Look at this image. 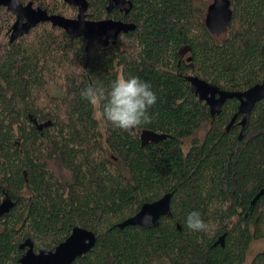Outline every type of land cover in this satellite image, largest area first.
Listing matches in <instances>:
<instances>
[{
    "label": "trees",
    "instance_id": "obj_1",
    "mask_svg": "<svg viewBox=\"0 0 264 264\" xmlns=\"http://www.w3.org/2000/svg\"><path fill=\"white\" fill-rule=\"evenodd\" d=\"M55 1L42 6L75 11ZM87 1L89 19L135 31L90 53L85 39L50 24L11 42L15 17L0 8V204L14 203L0 219V264H20L29 239L36 253L55 250L76 227L94 232L97 243L73 264H246L250 245L264 240V196L254 202L264 189V100L240 139L242 115L227 130L240 102L228 100L212 117L187 77L230 92L263 83L264 0H230L225 37L210 33L198 0H123L111 13L112 0ZM118 76H138L157 96L151 122L132 134L105 124L103 133L81 97ZM34 121L52 126L41 133ZM204 126L203 139L194 138ZM143 133L166 138L143 144ZM167 194L171 215L157 227H118ZM192 211L206 231L187 228ZM222 236L224 247L216 245ZM250 264H264V251Z\"/></svg>",
    "mask_w": 264,
    "mask_h": 264
},
{
    "label": "water",
    "instance_id": "obj_2",
    "mask_svg": "<svg viewBox=\"0 0 264 264\" xmlns=\"http://www.w3.org/2000/svg\"><path fill=\"white\" fill-rule=\"evenodd\" d=\"M67 5L76 8V18H68L60 14H50L42 8H34L33 3L24 5L21 0H0V7H5L16 15L17 20L10 30V41L14 42L30 34V32L41 24L49 23L52 27L59 28L72 39L83 38L87 42V52L90 53L95 44L107 46L110 43L116 45L123 34L135 31V24L105 19L95 21L88 18L89 2L87 0H64ZM113 10V2L110 3L108 12ZM233 18L232 3L230 0H214L208 7L206 15V26L211 34L221 36L226 33ZM191 61V58L188 59ZM191 90L199 100L205 102L210 108L211 116L220 115L223 106L228 100L237 99L240 102L238 114L231 120L227 130L233 127L239 115L243 119L239 122L241 126L240 139L246 135L251 114L257 103L264 100V82L244 92H230L211 84L198 76H188ZM35 127L42 133L45 128L52 126V122L40 124L34 121ZM166 137L143 133V144L160 142ZM264 196V189L258 194L259 200ZM172 195L167 194L163 198L145 204L133 217L119 224V228L129 226H141L153 228L159 225L161 218L171 215ZM14 206L11 200H5L0 204V219L9 213ZM97 243V235L85 228L76 227L71 235L55 250H41L36 253L34 242L27 240L21 245L26 250L20 260V264H73L78 258L89 253ZM216 245L225 246V236L219 238Z\"/></svg>",
    "mask_w": 264,
    "mask_h": 264
},
{
    "label": "clouds",
    "instance_id": "obj_3",
    "mask_svg": "<svg viewBox=\"0 0 264 264\" xmlns=\"http://www.w3.org/2000/svg\"><path fill=\"white\" fill-rule=\"evenodd\" d=\"M81 97L91 105L93 119L129 134L151 122L148 110L157 103L151 85L138 76H118L107 90L103 86L89 85L81 91ZM185 223L192 232L208 228L197 211L190 212Z\"/></svg>",
    "mask_w": 264,
    "mask_h": 264
},
{
    "label": "rangeland",
    "instance_id": "obj_4",
    "mask_svg": "<svg viewBox=\"0 0 264 264\" xmlns=\"http://www.w3.org/2000/svg\"><path fill=\"white\" fill-rule=\"evenodd\" d=\"M23 3H29V2H33L35 7H40L38 5H42L46 4L47 5H54V3H56L55 0H22ZM64 1V0H63ZM197 2H199L200 4H202V6L204 7V12L207 13V9L208 7L214 2V0H198ZM66 4V3H65ZM67 5V4H66ZM69 6V5H67ZM70 8L74 9L75 11H71L70 9L67 10L66 15H64L65 17L68 18H76L77 14H78V10L76 8H73L71 6H69ZM207 15V14H205ZM15 22V21H14ZM224 35V34H223ZM221 35L222 37H225ZM51 81H50V88H51ZM101 126L103 128V133H104V124L101 123ZM207 126H204L203 128L200 129V131L195 135L194 138H197L199 140L203 139L206 131H207ZM192 139H188L186 140L185 144H184V150L187 152L190 148V144H191ZM52 169L53 171L58 174L61 177H68L69 173L66 170H63L59 165L57 164H53L52 165ZM264 251V240H259V241H254L249 248V251L247 253V264L250 263V261H252L254 259V256L256 257L259 253Z\"/></svg>",
    "mask_w": 264,
    "mask_h": 264
},
{
    "label": "flooded vegetation",
    "instance_id": "obj_5",
    "mask_svg": "<svg viewBox=\"0 0 264 264\" xmlns=\"http://www.w3.org/2000/svg\"><path fill=\"white\" fill-rule=\"evenodd\" d=\"M21 2H22V0H21ZM112 2H113V10H114V8H116V7H119L120 9H124L125 8V4H124V2H123V0H112ZM23 3V2H22ZM29 3H33V2H29ZM29 3H23L24 5H27V4H29ZM33 6H34V3H33ZM38 6H40V7H35L34 6V8H42V9H45V10H47L44 6H42V5H38ZM0 8H2V7H0ZM5 8V7H4ZM48 11V10H47ZM11 12V11H10ZM49 12V11H48ZM50 13V12H49ZM50 14H52V13H50ZM14 15V14H13ZM14 17H15V21L17 20V17H16V15H14ZM15 23V22H14ZM13 23V24H14ZM13 24H12V26H13ZM45 24H49V23H45ZM42 25V24H41ZM51 25V24H50ZM40 26V25H39ZM52 26V25H51ZM9 35H10V33H9ZM112 43H110L109 45H107V46H103V45H101V46H103V47H108V46H110ZM186 57H188L187 55L185 56V58ZM185 62H186V60H185ZM254 258H255V256H254ZM254 260V259H253ZM252 260V261H253ZM252 261H250V263L252 262ZM249 263V264H250ZM246 264H247V257H246Z\"/></svg>",
    "mask_w": 264,
    "mask_h": 264
}]
</instances>
